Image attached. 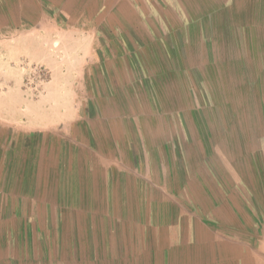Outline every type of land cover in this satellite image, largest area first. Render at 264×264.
Segmentation results:
<instances>
[{"label": "crops", "instance_id": "0c3cea01", "mask_svg": "<svg viewBox=\"0 0 264 264\" xmlns=\"http://www.w3.org/2000/svg\"><path fill=\"white\" fill-rule=\"evenodd\" d=\"M168 1L0 0L50 40L0 92V264H264V0Z\"/></svg>", "mask_w": 264, "mask_h": 264}, {"label": "rangeland", "instance_id": "374dc122", "mask_svg": "<svg viewBox=\"0 0 264 264\" xmlns=\"http://www.w3.org/2000/svg\"><path fill=\"white\" fill-rule=\"evenodd\" d=\"M95 3L100 5L99 10L103 11L108 6L106 4L114 5L115 2L117 6L114 7L118 11V14H129L131 17L137 15V10H140L146 14L147 18L150 19L151 25L157 26L160 30L172 27V23H167V25L162 21L163 18H170L174 20V10L171 7L168 0H94ZM151 1V2H150ZM103 3V4H102ZM151 4L156 5V11L158 13H163L157 15L153 10ZM106 5V6H105ZM108 8V7H107ZM154 17H151V14ZM156 14V15H155ZM167 14V15H165ZM161 16V17H159ZM156 17L159 18L156 20ZM153 18V19H151ZM45 23L42 27L43 30H52L55 29L56 23L50 22ZM175 24V23H174ZM31 33H17L13 32L6 36H0V92L3 89H7L6 86H3V83L10 82L14 78H20L22 82V90L27 94L29 99L33 101V95L39 97L45 89V85L50 79L48 71L46 68L40 65H33V48H37V52L41 53V48L48 46L47 39H33V30ZM164 31V30H163ZM61 40H54L52 47L60 50ZM43 46V47H42ZM51 47V44H49ZM17 53L21 54L19 56ZM8 59L13 63L12 69H3L4 63L8 62ZM16 70H14V69ZM20 74V76L18 75ZM0 105H3L0 104ZM23 112L28 110L33 111V104L23 103L22 104Z\"/></svg>", "mask_w": 264, "mask_h": 264}]
</instances>
